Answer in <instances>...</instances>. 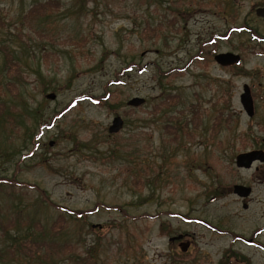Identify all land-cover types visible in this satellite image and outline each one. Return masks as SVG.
I'll list each match as a JSON object with an SVG mask.
<instances>
[{
  "label": "rangeland",
  "instance_id": "obj_1",
  "mask_svg": "<svg viewBox=\"0 0 264 264\" xmlns=\"http://www.w3.org/2000/svg\"><path fill=\"white\" fill-rule=\"evenodd\" d=\"M48 1L0 0V264H264V232L235 238L264 226V181L236 164L264 138V41L231 31L264 36V0H52L25 19ZM216 34L229 38L204 46ZM212 49L242 62L222 67Z\"/></svg>",
  "mask_w": 264,
  "mask_h": 264
},
{
  "label": "trees",
  "instance_id": "obj_2",
  "mask_svg": "<svg viewBox=\"0 0 264 264\" xmlns=\"http://www.w3.org/2000/svg\"><path fill=\"white\" fill-rule=\"evenodd\" d=\"M52 2L51 1H48L46 4H43V5H36L32 8H30L26 14H25V19L27 21H31L32 19H34L35 17H40L42 16V14H46V8L50 5V3ZM46 16V15H45ZM231 31H236V32H245V33H248L252 39L254 40V38L256 37L255 35H253V29L250 28L248 25H241V26H234L231 28ZM229 38V35L226 34V39ZM3 51H4V55H5V71L7 73V78H8V81L6 83V86L13 92V93H16L17 91V88H16V81L14 82V80L16 78H18L19 76V73H20V69H19V62L17 61L16 59V56L14 55L13 51L8 47V46H3ZM108 96L106 95L105 97L102 98V100L100 99V97H96L94 98V100L96 99L97 102H99L100 104L103 102V104L105 105L107 102L105 101L106 98ZM105 101V102H104ZM161 102V103H160ZM160 104L157 105V109H159V107L163 104V102H166V104H171L172 102H175V99H174V96L171 95V94H167L165 95V97H163L161 100H160ZM3 109H5V104H3L2 108H0V112L3 111ZM157 113V112H156ZM155 114V113H154ZM225 115L223 114L222 116L221 115H218L217 118H216V122L217 124L221 121V119L224 117ZM174 127V126H173ZM172 127V124H169L168 126H166V128H168V130L170 131ZM184 127V126H183ZM186 128V127H184ZM172 130V129H171ZM169 133V132H168ZM9 180L8 178H1L0 177V182H3V181H7ZM69 214L71 215H74V214H77L78 216H83L85 217V215H88L92 212L95 211V209H89L87 211H84V212H74V211H68L66 210ZM208 224V223H207ZM210 225V224H208ZM65 226V217L64 216H61L58 218V220L54 223L53 225V229L54 231L56 232H60V230ZM211 226V225H210ZM27 245L30 246V255L33 257V258H39L38 256L40 254H46L45 256H49V254H47V252H49V248L51 247V245L49 243H46V242H43V243H33L31 241H28L27 242ZM63 255L65 254L64 251L61 252ZM61 256V255H60ZM80 259H82L80 257ZM79 259V260H80ZM81 262V261H80ZM85 262H82V264H84ZM88 263V262H87Z\"/></svg>",
  "mask_w": 264,
  "mask_h": 264
},
{
  "label": "water",
  "instance_id": "obj_3",
  "mask_svg": "<svg viewBox=\"0 0 264 264\" xmlns=\"http://www.w3.org/2000/svg\"><path fill=\"white\" fill-rule=\"evenodd\" d=\"M257 15L264 19V5L259 7L256 11ZM215 60L224 66L235 65L240 63L241 56L234 52H221L215 56ZM48 98L54 99L56 95L54 93H49ZM241 104L246 113L252 117L254 116V101L252 98L251 90L248 85L244 86V92L241 95ZM145 103V99L142 97H134L128 101L130 106H141ZM124 119L121 116H115L112 122V125L109 127L110 133H118L124 127ZM52 144V143H51ZM256 160H264V151L263 150H250L246 152L239 153L236 157V164L239 168L249 169L253 162ZM252 188L250 186L235 184L233 192L240 197H248L251 194ZM184 235L180 234L176 237H172L170 240L182 239ZM182 249L183 251L187 250L188 244Z\"/></svg>",
  "mask_w": 264,
  "mask_h": 264
},
{
  "label": "flooded vegetation",
  "instance_id": "obj_4",
  "mask_svg": "<svg viewBox=\"0 0 264 264\" xmlns=\"http://www.w3.org/2000/svg\"><path fill=\"white\" fill-rule=\"evenodd\" d=\"M264 5V4H263ZM253 35H255L256 37L254 38V40L255 41H257L258 42V40L259 41H264V36H262V37H260V36H258V34L256 33V32H254L253 31ZM226 39V35L224 34H216V35H214V36H212L209 40H207L206 42H205V45L204 46H210V49H211V47H217L218 46V43H219V41L220 40H225ZM202 48H204L203 46H202ZM211 51H213V54H214V60H215V56L217 55V54H219V53H221V52H218V50L217 49H212ZM241 56V55H240ZM215 62L218 64V65H220V66H222V67H230V66H235V65H239L241 62H242V57H241V61H240V63L239 64H235V65H229V66H224V65H221L220 63H218L216 60H215ZM253 98V97H252ZM254 101V100H253ZM254 110H255V105H254ZM254 115H255V113H254ZM253 150H263L264 151V138L262 139V142L260 143V142H258L257 143V146L253 149ZM253 166H255V170H256V172H255V176H257V179L258 180H263L264 181V160L263 161H261V160H256V161H254L253 162V164H252V166L249 168V169H252L253 168ZM247 169V168H246ZM251 187V186H250ZM252 188V187H251ZM251 194H252V191H251ZM250 194V195H251ZM249 195V196H250ZM248 196V197H249ZM240 197V196H239ZM241 198H247V197H241ZM244 206H245V208H247L248 207V205H247V203H244ZM262 232H264V226L262 227V228H260V229H257L255 232H254V234H253V237L252 238H249V239H246V237H243V236H241L240 234L239 235H235V238L237 239V240H242L243 242H245V243H247V242H249V243H254L253 241H254V238L258 235V234H260V233H262ZM184 238H185V234H184ZM184 238H182V239H184ZM181 239V240H182ZM186 246V244L185 243H183V241L180 243V247L183 249L184 247ZM235 261H236V263L235 264H243V263H241V261H239V259H238V257H236L235 258ZM232 263V261H229V264H231ZM225 264V263H224Z\"/></svg>",
  "mask_w": 264,
  "mask_h": 264
}]
</instances>
